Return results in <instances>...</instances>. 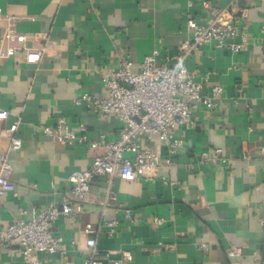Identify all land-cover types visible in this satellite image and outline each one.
I'll list each match as a JSON object with an SVG mask.
<instances>
[{"label": "crops", "instance_id": "1", "mask_svg": "<svg viewBox=\"0 0 264 264\" xmlns=\"http://www.w3.org/2000/svg\"><path fill=\"white\" fill-rule=\"evenodd\" d=\"M202 1L0 0V109L7 112L0 121V154L8 152L16 185L2 197L0 230L58 200L68 176L104 153L87 144L57 143L43 126L64 119L71 127L84 124L91 140H116V115L94 113L76 100L84 93L107 98L102 74L126 58L138 69L154 48L161 51L159 62L173 66L178 47L192 36L188 16L203 25L209 21ZM206 1L221 9L248 8V23L236 39L245 46L232 54L207 43L190 57L204 82L202 94L211 95L214 86H223L224 94L211 110L201 106L193 129L176 131L183 143L175 164L159 173L176 185L114 177L116 201L103 207L109 184L95 180L80 216H62L52 226L55 235L75 244L65 256L38 253L43 264H85L83 228L102 218L119 222L113 235H99V250L110 253L105 264L128 248L134 255L129 264H264V0ZM36 49H42L40 60L28 61L27 50ZM15 122L22 148L9 150ZM144 143L165 153L158 138ZM215 147L228 163L201 161ZM127 210L136 223L126 218ZM155 217L164 223L156 225ZM232 246L242 254L229 257ZM0 264L27 263L21 248L11 245L0 248Z\"/></svg>", "mask_w": 264, "mask_h": 264}, {"label": "built area", "instance_id": "2", "mask_svg": "<svg viewBox=\"0 0 264 264\" xmlns=\"http://www.w3.org/2000/svg\"><path fill=\"white\" fill-rule=\"evenodd\" d=\"M209 15L206 24H200L191 15L186 24L191 31L190 39L185 40L177 50L175 64L167 66L159 62V48H154L135 69L133 62L123 59L115 71L102 74L109 95L101 99L90 93H84L76 100L77 104L87 102L94 113L114 114L121 126L118 138L107 141L102 137L99 141L91 140L84 124L71 127L64 119H58L53 125L43 126V133L57 143L87 144L89 147L103 148L104 153L94 157L91 165L83 170L72 172L68 178V186L58 200L44 208L35 209L28 220L15 221L0 230V248L17 245L21 248L27 264H43L38 253L67 255L75 241L67 242L63 236L55 235L53 224L62 216L78 218L83 206L88 202L92 183L97 179H106L109 186L102 202L103 207L116 201L115 189L111 180L118 177L123 181L161 180L165 184L176 185L167 172L174 164L183 141L175 137L178 129L190 131L197 124L196 113L205 105L211 110L216 99L224 94L223 86H214L211 95H203L204 82L196 78L190 66V57L201 46L213 43L217 47L229 49L232 54L240 53L245 41L237 42L242 36V26L248 23V8H218L208 1L201 3ZM191 6V3L190 5ZM42 49L27 50L26 59L37 62L41 58ZM14 48H8L7 55H13ZM7 118V112L0 109V121ZM12 138L9 150L22 148V139L16 135L18 122L10 127ZM158 138L165 145V153H156L144 142ZM264 156V149L262 151ZM247 157V156H246ZM210 160L216 164L228 163L224 150L215 147L202 153L201 161ZM12 171L8 152L0 154V209L2 197L16 190L15 183L9 178ZM126 218L132 223L137 220L131 211H126ZM154 223L162 225L164 219L155 217ZM119 226L117 220L100 219L98 223H87L83 232L88 236L85 264H105L110 253L102 254L98 248V238L103 232L113 235ZM203 250L208 245H201ZM229 257L242 254L240 248L232 246L228 250ZM134 255L131 249H122L119 256L110 264H129Z\"/></svg>", "mask_w": 264, "mask_h": 264}]
</instances>
